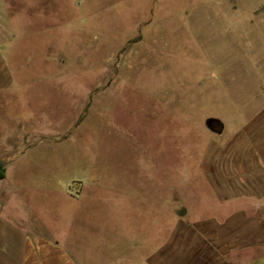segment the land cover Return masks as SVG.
<instances>
[{
	"label": "rangeland",
	"instance_id": "1",
	"mask_svg": "<svg viewBox=\"0 0 264 264\" xmlns=\"http://www.w3.org/2000/svg\"><path fill=\"white\" fill-rule=\"evenodd\" d=\"M260 73L264 0H0V264L26 232L83 263L152 249L147 203L200 209Z\"/></svg>",
	"mask_w": 264,
	"mask_h": 264
},
{
	"label": "crops",
	"instance_id": "2",
	"mask_svg": "<svg viewBox=\"0 0 264 264\" xmlns=\"http://www.w3.org/2000/svg\"><path fill=\"white\" fill-rule=\"evenodd\" d=\"M252 81L260 89L264 74L252 75ZM245 112L244 132L223 144L217 142L204 155L200 209L193 211L180 200L174 205L148 202L159 215L151 221L152 249L141 250L146 240L132 250L125 249L121 264H264V104L251 105ZM11 241L12 264H91L97 260L89 253L83 263L57 238L48 240L38 232L23 233Z\"/></svg>",
	"mask_w": 264,
	"mask_h": 264
},
{
	"label": "trees",
	"instance_id": "3",
	"mask_svg": "<svg viewBox=\"0 0 264 264\" xmlns=\"http://www.w3.org/2000/svg\"><path fill=\"white\" fill-rule=\"evenodd\" d=\"M218 122V121H217ZM216 122H214L213 124H215ZM212 124V126H213ZM6 176V170L4 168L3 163L0 161V180L4 179Z\"/></svg>",
	"mask_w": 264,
	"mask_h": 264
},
{
	"label": "water",
	"instance_id": "4",
	"mask_svg": "<svg viewBox=\"0 0 264 264\" xmlns=\"http://www.w3.org/2000/svg\"><path fill=\"white\" fill-rule=\"evenodd\" d=\"M217 120H211V121H209V126L210 127H212V124L214 123V122H216ZM2 210H3V204H2V202L0 201V213L2 212Z\"/></svg>",
	"mask_w": 264,
	"mask_h": 264
}]
</instances>
